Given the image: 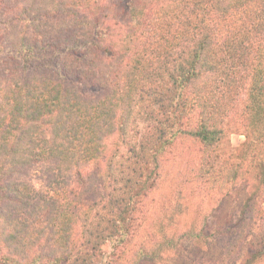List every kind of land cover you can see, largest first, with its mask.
<instances>
[{"label": "trees", "instance_id": "16d2710c", "mask_svg": "<svg viewBox=\"0 0 264 264\" xmlns=\"http://www.w3.org/2000/svg\"><path fill=\"white\" fill-rule=\"evenodd\" d=\"M182 158L189 197L249 188L218 264H264V0H0V264H160L209 240L206 217L171 233L181 201L140 239Z\"/></svg>", "mask_w": 264, "mask_h": 264}, {"label": "rangeland", "instance_id": "374dc122", "mask_svg": "<svg viewBox=\"0 0 264 264\" xmlns=\"http://www.w3.org/2000/svg\"><path fill=\"white\" fill-rule=\"evenodd\" d=\"M228 135L223 143L224 150H233L239 146L245 136L231 123L228 126ZM189 142L179 143L176 155L189 148ZM185 154V153H184ZM180 155V154H179ZM185 168V158L167 163L163 178L159 187L151 194L148 201L151 208V215L140 233V239L147 240L155 233L156 216L169 214L178 201L187 204L185 213L176 218V225L172 228L171 233L180 236L188 228L199 230L203 224V218L209 221L210 233L212 236L205 242H198L184 238L180 246L167 254L166 259L160 264H218L222 259V251L226 237L216 233L215 226L224 224L233 216L238 215L240 206L246 196L249 188L245 184H238L232 196L220 200L214 198H203L200 195L197 185H188L193 196L189 197L187 186L183 184V170ZM184 189L185 192L179 194L178 190ZM183 194L185 196H183ZM188 198H187V196Z\"/></svg>", "mask_w": 264, "mask_h": 264}]
</instances>
